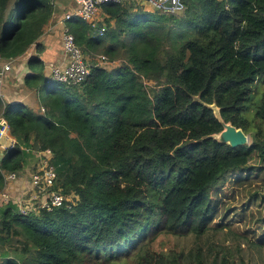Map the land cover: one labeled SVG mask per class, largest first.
I'll return each mask as SVG.
<instances>
[{"label": "trees", "instance_id": "1", "mask_svg": "<svg viewBox=\"0 0 264 264\" xmlns=\"http://www.w3.org/2000/svg\"><path fill=\"white\" fill-rule=\"evenodd\" d=\"M178 7L105 4L102 35L69 19L84 55L118 66L87 61L82 83H53L34 56L23 84L44 114L0 98L15 140L3 148L0 192L5 173L49 151L54 189L69 199L28 215L0 207V264H255L252 249L264 252V0ZM52 13L53 0H0V56L22 55ZM212 104L251 141L209 137L222 130ZM229 186L243 204L225 201ZM162 236L192 244L157 251Z\"/></svg>", "mask_w": 264, "mask_h": 264}, {"label": "built area", "instance_id": "2", "mask_svg": "<svg viewBox=\"0 0 264 264\" xmlns=\"http://www.w3.org/2000/svg\"><path fill=\"white\" fill-rule=\"evenodd\" d=\"M124 0H77L74 10L64 16V21L71 18H78L90 25L91 28L97 30V17L100 9L108 3H120ZM148 5L166 12H174L178 10V0H142ZM105 30L100 28L99 34ZM61 42L63 49V62L60 64L49 65V73L47 75L48 82L80 84L86 80L89 75V67L87 60L80 47L75 43V38L70 32L66 24L62 28ZM99 61L106 60L104 56H95ZM12 59H5L0 56V97L2 96L3 83L8 73L11 71ZM43 111V109L41 110ZM0 121H4L0 118ZM5 122V121H4ZM8 130L7 125L0 129V139L3 133ZM2 146V145H0ZM1 149V147H0ZM37 162L35 169L30 174L29 188L36 190L37 193L44 195V200L39 206H31L25 198L15 196L9 185L17 180L18 173H5V187L0 192V207L9 203L15 205L20 215H28L37 209H45L51 211L54 208L63 206L69 201L59 189H54L56 183V171L51 163V153L49 151L37 152L35 154Z\"/></svg>", "mask_w": 264, "mask_h": 264}, {"label": "crops", "instance_id": "3", "mask_svg": "<svg viewBox=\"0 0 264 264\" xmlns=\"http://www.w3.org/2000/svg\"><path fill=\"white\" fill-rule=\"evenodd\" d=\"M133 1L141 5L143 4L145 10L150 11L152 9L150 5L142 0ZM76 5L77 0H53L52 16L44 26L43 32L37 42L31 45L22 55L12 59L11 71L5 79V83H3L2 97H0L3 104H17L21 107L23 106L22 109L32 111L39 115L44 114V111H41L43 108L37 99L38 95L36 91L28 89L23 84L24 76L32 72L31 68L28 66V61L31 57H37L41 62L45 77H47L49 73V65L63 62L61 33L63 26L66 24L64 16L72 12ZM104 19L101 8L97 17V27H99V29L106 26ZM6 141L15 142L13 138H8ZM36 162V157L28 162L23 167L22 171L17 174V180L9 185L8 188H10L15 196L22 197L21 193L23 192L25 195L22 198H27L28 200L30 192L26 190H30V174L33 170L32 166L36 164Z\"/></svg>", "mask_w": 264, "mask_h": 264}, {"label": "rangeland", "instance_id": "4", "mask_svg": "<svg viewBox=\"0 0 264 264\" xmlns=\"http://www.w3.org/2000/svg\"><path fill=\"white\" fill-rule=\"evenodd\" d=\"M95 56H97L96 53H93V55H91V56L85 54V57H86L88 62L91 61V62L97 64V62H98L97 60L98 59ZM101 62H103V63H99L98 62L99 65H101V66H103V67H105V68H107L109 70L114 68V67H116V66H118V62L117 61L116 62L101 61ZM246 136L248 138V142H250L251 140L249 139V135L246 134ZM8 138H12V137L9 136V134H8V132L6 130L3 133V135L1 136L0 145H2L3 147L11 146L14 142H7L6 139H8ZM35 166H36L35 164L32 166L33 170L35 169ZM257 182L261 183L260 181H257ZM26 191L30 192V196H28V200H27V198H25V199L27 201H29L28 203L31 206H34V204H35V206H39L41 204V202L44 200V195L42 193H37V191L33 190V189L26 190ZM263 191H264V188H261L260 192L262 193ZM232 192H236V193L232 194ZM244 193L245 192L242 191V188H233L232 186H229L228 189H227V194L230 197L226 198L225 201L230 203V207L239 206V205H241V204H243L245 202L246 195H244ZM21 195L23 197L25 194L22 192ZM191 244H192V238L191 237H187V238H184V239H174V238H171V237H168V236H162L156 241L154 247H155V250H157V251H159L161 249H164V248H172V249L180 250V249H183V248H188ZM2 249H3V247L0 246V252L2 251ZM248 257L255 258L252 263L264 264V252H258L256 250L252 249V251L248 255ZM129 263L130 262L128 260H125L124 257H120L118 262H117V264H129Z\"/></svg>", "mask_w": 264, "mask_h": 264}, {"label": "water", "instance_id": "5", "mask_svg": "<svg viewBox=\"0 0 264 264\" xmlns=\"http://www.w3.org/2000/svg\"><path fill=\"white\" fill-rule=\"evenodd\" d=\"M209 108L213 110L215 118L218 120L222 127V130L219 133L212 134L209 137L213 138L219 143L226 144L231 148L243 146L248 143L246 134H244V132L240 128H236L232 124L224 122L220 116L219 109L214 104L209 105ZM5 126L6 123L4 121H0V129ZM3 154L4 153L0 151V159L2 158Z\"/></svg>", "mask_w": 264, "mask_h": 264}, {"label": "clouds", "instance_id": "6", "mask_svg": "<svg viewBox=\"0 0 264 264\" xmlns=\"http://www.w3.org/2000/svg\"><path fill=\"white\" fill-rule=\"evenodd\" d=\"M0 151H2V152H3V146H1V149H0Z\"/></svg>", "mask_w": 264, "mask_h": 264}]
</instances>
